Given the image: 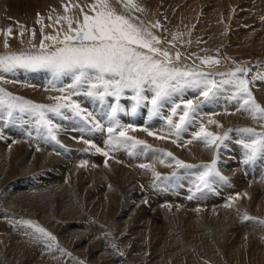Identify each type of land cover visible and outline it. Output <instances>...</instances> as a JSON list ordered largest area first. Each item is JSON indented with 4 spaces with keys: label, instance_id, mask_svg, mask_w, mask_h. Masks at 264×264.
I'll return each mask as SVG.
<instances>
[{
    "label": "bare ground",
    "instance_id": "6f19581e",
    "mask_svg": "<svg viewBox=\"0 0 264 264\" xmlns=\"http://www.w3.org/2000/svg\"><path fill=\"white\" fill-rule=\"evenodd\" d=\"M144 1L146 5L148 1L147 2L146 0ZM150 2H152L150 4L152 6L151 8L155 7L153 5L155 0L154 1L150 0ZM119 4L120 3L116 4V8L120 12L123 7L124 10L127 9V11L129 12L137 13V11L133 10L134 8L132 7L133 5H131L132 3L130 4L131 6H129V8H128V3L125 4L124 1L121 2V5ZM150 5L147 4L146 6L149 7ZM126 6L127 8H125ZM227 6H226L227 10H229L230 8ZM150 14L152 15V12ZM138 17L142 19L140 22H143L144 25L146 26L149 24L148 23L149 20H152V21L154 20L155 22V19L152 18L150 15L146 16V14L145 15L142 14ZM169 20L170 19H168L167 22H164L163 28L161 27L162 29L160 30L158 29L159 24L156 23L155 29L153 31H155L162 38H164L165 43L175 42L176 44L178 42H181L185 36V31L181 27L178 20L177 21L176 20L169 21ZM213 20L214 19L212 17H209L204 22V24L207 25L206 22L212 23ZM218 21H217V24H213L214 28H217L216 26L220 24L218 23ZM167 25H169V27H167ZM150 27L152 28V26ZM220 28H222L221 24H220L219 29ZM251 32L253 33L252 30ZM238 36L239 35H237V37ZM26 38L28 39L29 37H26ZM30 42L35 43L34 41L33 42L30 41ZM57 43H60V42L57 41ZM7 49L10 50V48H7ZM18 54L21 55V52ZM0 56L3 57L2 51L0 52ZM9 75L11 78H15V80L17 81L23 78V79L29 80L30 83H37V82L42 83L40 85L38 83L37 85H34L35 88H38L37 91H40L41 88L42 90L49 88L52 91L50 95H48L47 93L43 98L41 97L39 98L38 96L33 95L35 99L39 98L42 101H44L45 104L46 102L47 104L51 102L49 105H47V107H54L56 106V104L57 105L58 104L68 105L67 107H62L60 109L59 114L52 113V112L45 113L47 114L45 115V119L53 120L52 121L53 129H54L53 134L55 136V139H53L52 136L48 134L47 127L39 123V115L37 113H33L31 111L20 112L18 109H16V110H11L12 115L9 116L8 112L10 110L7 109L6 105L0 107V140H1L0 141V211H1L0 216L2 218L8 217L6 219L11 218V222H13V224H11L10 226L8 225L9 226L8 228L10 231L13 232V234L20 232L22 230H25L27 227L23 229L24 228L23 226L24 224L27 225L28 224L27 222L30 219L38 218V220L42 222L43 224L45 223V225L46 224L48 226L53 225L54 227L53 230L55 231L56 229L55 234H57L58 236H61L59 235L60 231L68 230L69 233H75L76 240H74V242L72 243H69L71 245H68V248H69L68 250L69 251L71 250L70 253L72 252L75 256L76 255L77 256L81 255L80 257L83 256L84 257L83 264H90L91 261L97 264L96 257H99L102 253L107 254V256L111 255L106 250L107 247H104V248L100 247L101 244L99 243L100 240L98 239V237L101 235L104 237V235H106L107 232H109L110 230L113 231V229L110 228L111 226L108 225L110 224V221H112L109 219L113 217V219H118L119 222H122V224L123 223L125 224V222H127L128 220H131L133 216L135 217L134 214H136L135 213L136 209H131V205L132 203L137 202L136 201L137 194H139V192H137V190L131 191V189L133 186H135L134 184L140 183L141 181V178L137 177L133 173L140 172L144 174L145 179L148 178L147 180H150V182L146 181L147 183L145 182V184H148L149 188H151V192L154 193V196H156L157 202L155 203L154 208L153 209L150 208V209L152 211L155 210V212L158 215L163 217L165 224L163 223L162 224L165 226H169V228L167 229L166 232H159L160 230H156V232L158 231L159 233L155 232V234H153L152 236L150 234H149L150 236L145 235V232H144L145 229L143 230V229L138 228L136 230H133V232L131 233V236L128 237V239L122 240V242L127 243L128 241L132 245L131 249L128 248L129 255L132 258L131 260L132 264H137V263L139 264L140 258L142 256L145 257L146 255H149L151 258V260L149 261L150 263L148 264H211V263L212 264H264V238L261 232V230L264 228V222L260 220H256L254 215L252 216L253 218L249 217L250 219L249 218L244 219L245 216L242 215L243 212H238L240 207H236L235 205L231 207L230 201H229L230 203L229 204L227 200L225 201L221 199L219 197L220 195L218 196V192L216 189L218 188L220 182L223 183V181L220 178H216L214 180V183L212 184L213 191H210L209 190L210 188L205 191L204 190L196 191V185L199 182L198 176L194 174L196 173V170L180 171L179 173L169 175L167 174V170L170 169V165L166 163H162L163 161L160 160L162 156L164 155L166 156V153L163 154V151L160 149L146 148V147H138L137 151L135 150L136 152L131 153L130 150L132 148L131 147V144L133 143L132 141L128 142V145H122L119 148H120V151L121 149L122 151H124V154L126 152V157L120 156V158L121 157L123 158L121 161H127L130 164L129 166L130 167L132 166V169H134L135 171H131V173H128L129 171L125 169L123 165H120V163H118L117 160L116 162L111 161V165L112 164L114 165L113 169L118 170L120 175L122 176L121 178H118L119 184L114 185L113 183H111L110 181L111 178H109L108 174L103 172L102 169L101 171L99 169L100 167L95 168L93 167L94 166L93 165L92 167H88L86 172L85 170H81L80 168L81 166H79V164L90 162V164L92 165V162L95 161L94 159L96 158V156L103 155V152H105V149L103 148V147H106L105 144H109V139H110L109 133L103 131L101 134H99L97 133L98 131L96 132V130L94 129L95 127L93 126H95L96 121H100L102 123L103 130H104L105 125H106V128L111 126L112 119H110L109 116H110L112 107L119 106L117 115L114 118L115 120L117 121L119 120V122L122 120L121 122L127 123L128 126L131 125V127H135L136 125L138 126V124L141 125L142 128L146 126L147 131H148L147 128H149L150 129L149 131L154 133V135L150 136L148 135L149 132H146V133L144 132L145 133L144 137L150 140V142L155 143L160 140H165V139L167 140L169 138V135L171 133L172 134L174 133L173 128L171 127V125H169L168 120H167V123H164L163 120H161L162 116L161 118L159 116L157 117L155 116L156 113L154 114L152 112L150 103L148 104V106L145 107V109L143 108L144 110L142 112L139 111L140 110L139 109V110H136L135 113H133L131 109L133 107L134 101L131 100V94L127 92L122 96V100L119 102H117L116 99L110 95L106 97V102H104L103 97L96 95V94H93V95L88 94L89 91H93L92 89H90L88 84H85L84 88L80 87L79 90H77V92H80V93L76 95L73 90L68 88L69 86L73 87V85H75L74 81L71 78H61L62 80L67 79V81L61 80L60 82L59 79L54 80L49 71L44 72L39 69V70H34V71L29 72L27 69L17 68L16 71H11ZM44 76H47L48 78H43ZM61 85H65V86H61ZM194 89L192 91H194ZM187 91H190V90H187V87H186L183 90V93L187 95ZM146 94L149 95V97H151V93H146ZM6 97L7 96H4L3 94H1L0 96V98H4V99ZM183 100L184 99H182V101ZM31 101H29L28 99V102H31ZM180 102L181 101L179 99L178 103L175 102V104L177 103L181 105ZM218 102L215 101V103H218ZM163 103L165 104V102ZM166 103H168L167 100H166ZM229 103L231 104V102ZM73 104H78L79 110L73 111V108L71 107V105ZM176 105L171 107V109H173ZM161 114L162 113H160V115ZM219 116L223 117L221 115H218V118L214 116V120L220 119ZM171 117L172 116L170 114L169 119L172 120L173 118ZM222 122L223 121H221V123ZM97 128L100 129L101 127H96V129ZM218 128H221V127H218ZM64 131L69 132L71 136L72 135L74 136L72 139L73 141H70V140L67 141L68 138L64 139L62 137L64 135L62 134V132ZM117 134L118 133L116 132L112 135L115 136ZM160 137H164V138L161 139ZM85 141H87V143ZM197 144L198 145L202 144V141H197ZM92 145H95L96 147L100 148L101 151L99 152L96 151V147H92ZM34 147H38L39 150H35ZM201 149L203 152H206V151L208 152L209 150L208 146H205V144L201 146ZM20 150H22V152H20V156H18L19 153L15 154L17 151L19 152ZM219 150L220 149H218V153H220ZM210 151L213 152L214 150L210 149ZM215 152L217 153V150ZM39 154L41 155V157H38ZM225 154H224V157H226L227 160H229L228 159L229 153H227L226 150H225ZM187 157L189 158V156ZM115 158L117 159V156ZM152 158L155 161H151ZM97 160L98 159H96V161ZM227 160H224V162H226ZM100 162L101 161H99V163ZM141 164L147 165V167H140ZM126 165L127 164H125V166ZM248 167H251L252 169L248 170L249 169ZM174 168L172 169L174 170ZM233 170L234 168L232 167L231 171ZM247 172L251 174L250 177H253L252 179L249 177L250 178V180L248 181L249 187L252 189L259 188L258 190H256L257 196H259L261 200L264 201V162L263 161L257 162L255 165H253V167L249 163L247 165ZM156 173L160 174L159 178H157V176L155 175ZM177 174L179 178H177L178 177ZM57 175L60 176V178H56ZM239 176L242 177L243 175L239 174ZM77 179L78 180L81 179L84 182H77ZM85 181L89 182V184L85 183ZM92 184L93 186L95 185L94 188L92 187ZM115 186H119L120 190H118ZM25 187H27V189H25ZM73 187H76L77 189L81 190L79 193L81 195L78 196V200L75 199L76 196H75V193H74L75 191ZM85 187H86V190H85ZM168 192H172L173 198L176 196L175 200L179 203V205L178 203L173 202L172 200H169L170 194ZM85 193H88L87 197L84 196ZM189 197H192V198H189ZM246 200L247 199H245V201ZM238 204H242V203H238ZM176 205L179 206V209L177 208L178 206ZM118 206L119 208H117ZM262 206L264 208V203L262 204ZM141 208H143L142 205H141ZM138 209H137V216H138L137 220H140L143 222H148L150 219L152 220V218L146 219L147 216L145 215L146 214L145 209H149V208L142 209L140 210L139 213H138ZM127 212L128 214L126 218L124 217V215H126ZM260 212L262 211L258 209V210H254L253 213L258 214ZM154 213L153 215L156 214ZM228 213L229 214L231 213L232 215H236V216L238 215L239 218L235 217V219H238V221H240L239 223L240 226L238 227L241 231L240 237L234 240L233 243L231 242L229 243L228 241L229 245H227L224 248V250L220 251L221 248H218L214 244L215 242L213 243L212 236H211L212 232H209V231H212L211 229L212 226H214V229H215L216 226H221V224L224 225V224H228L230 221L233 222L232 218L227 217ZM35 216L36 218H34ZM123 217L125 220L121 219ZM50 218H53L51 220L60 219L63 224L60 223L61 226L56 228V226H54L55 223L52 224V222L54 221H52L50 224ZM96 219L101 220V223H99V226H97L98 224L96 222ZM30 221H33V220H30ZM64 223H65V229L62 227ZM139 223L141 224V222ZM151 223H153V221ZM95 224L97 227L94 228ZM114 224L115 223H112V225ZM157 224L154 222L155 226H157ZM251 224H253L255 226L253 227L256 229L255 230L256 232L253 235H251L252 234ZM78 226H80V228H78ZM244 226L245 228H242ZM178 228L179 230H181L180 232H177ZM182 230L184 233L182 232ZM27 231L29 233H32L30 232L32 230L30 231L27 230ZM68 232L66 234H68ZM29 235L30 234H28V236H24L22 239L21 237H16L14 235L13 236L15 238L10 237L9 235L7 237V234L0 235V247H7L11 251L19 252V251H25L26 247L30 246L32 249H29V251L35 250L34 252H36L37 251L36 248L39 247V245L37 246L36 244H34V242L32 243V245H30L29 242L33 241L34 238ZM65 235L64 237H66ZM128 235L130 234L128 233ZM249 236L252 238L250 240H254L255 243L249 241L248 239ZM231 239L233 240V238ZM38 240H40V236ZM189 243H193L194 245H196L195 249L191 248ZM102 244L104 246V243ZM96 248H97L96 251L98 252V253H94L96 254V256L90 255L87 249L90 250V249H96ZM98 248H99V251H98ZM111 248H113V246ZM202 260H204V262H202ZM77 263H79V261H77ZM0 264H8V263L4 260H0ZM103 264H109V263L106 262ZM114 264H120V262L119 263L117 262ZM126 264L128 263L126 262Z\"/></svg>",
    "mask_w": 264,
    "mask_h": 264
},
{
    "label": "rangeland",
    "instance_id": "374dc122",
    "mask_svg": "<svg viewBox=\"0 0 264 264\" xmlns=\"http://www.w3.org/2000/svg\"><path fill=\"white\" fill-rule=\"evenodd\" d=\"M122 1H124L125 4L128 3V8L129 6L133 5L132 6L134 8L133 10L137 11V13L129 12L127 11V9L124 10L123 7H122L123 12L121 10L122 13L119 10H117L116 4L120 3L119 5H121ZM122 1L121 0L119 1L109 0L110 7L114 9L115 12L118 14H125L130 19H132L134 23L137 22V20L139 22L142 20L138 16L142 14L143 15L146 14V16L150 15L152 18L155 19V22L154 20L153 21L149 20L148 23L149 24L152 23V24L150 25L148 24L147 27L153 33L155 37L159 38V42L157 46L160 47L162 51L163 50L170 51L169 52L170 62L177 67L185 68L188 70H195L197 72H202L205 74H210V75H207V78L210 80H214L216 82L217 87L214 88L212 92H210L209 97L207 99L200 94L201 91L203 90V86H201L200 88H195V89L193 87H187V90H190V91H187V95H185L182 91V92L174 94L173 98H170L171 100L168 99L167 100L168 103H166V101H164L165 104L162 103L159 111L156 113L155 116L156 117L159 116L160 118L162 116L161 120H163L164 123H167V120H169L170 114L172 116L171 118H173L172 121L174 123H178L180 115H182L183 111L185 110L184 102H186L187 100H192L194 105L197 106L196 112L192 114L195 117L194 120L191 119V122L184 126V130L181 131L178 136L176 135L175 130L173 129L174 133L173 134L171 133L167 140L165 139V140H160L161 142L158 141V142L152 143L150 142V140L144 137V134L146 132H150L149 128H147L148 129L147 131L146 126L142 128V126L138 124V126L136 125L135 127H131L132 128L131 129L130 127H127L128 126L127 123L121 122L122 120L119 122L120 125L122 124V126L121 128L117 129V133L120 130H126L128 133V136L133 137L136 140L144 141L146 145L151 146L150 148L160 149L163 151V154L168 153V152L173 153L172 156H174V158L176 157L174 160L172 159V157H167V155L166 156L164 155L162 156L163 158L162 157L160 158V160L163 161L162 163H166L170 165V169L167 170V174L169 175L179 173L180 171L196 170V173L194 174H196V176L199 177V174L204 170L203 169L204 165H212L213 162H215L216 170L220 173V176L227 178V180L221 179L223 183L220 182L218 188H216L218 192V196L220 195L219 197L225 201L227 200L228 203L230 201L231 207H233V205H235L236 207H240L238 212H243L242 215L245 216L244 219H248L249 217L251 218L254 215L256 220H260L264 222V208L262 206L264 201H262L261 198L257 196L256 190L259 189L258 187H257L258 189L256 188L252 189L249 187L248 181L250 180V178L252 179L253 177H250L251 174L247 172V165L249 163L253 167V165H255L257 162H260V161L264 162V157H258L254 161L244 163L245 151H246V149L244 148V145L247 143H250L254 137L252 136L251 133L243 131L244 129H253L256 133H264V115L258 112L254 113V112L249 111V106L244 104V100L247 99V97L244 96L243 94H237V89L234 86L235 81L237 79L247 80L249 82L248 83L249 90L252 92V98H254L257 104H259L261 107H264V0H258V2L257 0H230V1L229 0H222V1L221 0H155L153 5L156 8L155 7L151 8L152 6L150 4L152 2H150V0H146V2L148 1L147 4L150 5L149 7L146 6L147 4L145 5L144 0L143 1L142 0H130V3L128 2L129 0H122ZM94 4L98 6V0H86V1L85 0H0V52L2 51V56L7 57V56H12V55H19L18 53L20 52L21 54L35 55V54H40L42 51L51 52L52 50H55L58 47H62L64 36L66 34H74V31L70 33L69 20H71L72 22L71 29L72 30L78 29L79 26L83 23L84 15L87 14L91 16L95 14V11L93 10ZM226 6L229 7L230 9L228 8L229 10H227ZM151 12H152V15L150 14ZM209 17H212L214 20L212 23L206 22L207 25H205L204 22ZM168 19H170L171 21L178 20L181 27L185 31V36L181 42H178L176 44L175 42L165 43L164 42L165 39L162 38L155 31H153L155 29L156 23L159 24L158 29L160 30L163 28L164 22H167ZM217 21L218 23L221 24L222 28L219 29L220 24L216 26L217 28L213 27V24H217ZM150 26H152V28ZM167 27H169V25H167ZM9 29H11V34H9ZM250 29L253 31V33L251 32ZM236 34L239 36L237 37ZM26 37H29V38L27 39ZM48 37H56L57 39L52 40V39H48ZM15 38L16 40L17 39L18 40L16 41ZM30 41L32 42L34 41L35 43H31ZM57 41L60 42L61 45L60 43H57ZM41 45L44 46L43 49L41 48ZM7 48H10V50ZM177 54H179L178 58H177ZM158 58L161 60L164 59L162 55ZM206 61H218V63H210ZM240 69H243L244 71L243 72L238 71ZM27 70L29 72L34 71L30 69H27ZM40 70L44 72H48V70L46 69H40ZM14 71H16V69ZM9 73L11 72H4L0 70V89H3L4 93L11 94L12 96L21 98L23 101H28V99L29 101L33 100L31 101V103L36 104V105H43L47 107V105L51 103L50 102L49 104H47L46 102L45 104L44 101L39 99L40 97L43 98L47 93L48 95L51 94L52 91L49 88H46L44 90H42L41 88L40 91H37L38 88H35L34 85H37L38 82L30 83L29 80H26L23 78L17 81L15 80V78H11ZM232 73H235V76L230 75ZM43 78H48V77L44 76ZM229 79L233 81L232 84L225 83V81ZM61 80L62 79H59L60 82ZM65 80L67 81V79H64L62 81H65ZM38 84L40 85L42 83H38ZM61 86H65V85H61ZM80 87L84 88L85 84L73 85V87L69 86L68 88L73 90L75 94L78 95L80 92H77V90H79ZM193 89L194 91H192ZM33 95H36L39 98L35 99ZM29 97L31 98V100ZM106 97L107 96L105 97L103 96L104 102H106ZM5 99H7V97ZM177 99L178 100L180 99L181 101L180 107L181 106L182 107L176 108L175 106L174 107L175 112H173L174 108L171 109V107H173L174 105L178 103ZM182 99L184 100L182 101ZM121 100H122V96L119 99V101ZM215 101L216 102L219 101V102L215 103ZM175 102L177 103L175 104ZM229 102H231V104ZM149 103L150 101L146 103L142 102L141 106L138 107L137 110L140 109L139 111L142 112L145 109V107L148 106ZM160 113L162 114L160 115ZM218 115H221L224 118L219 116L221 120L220 119L214 120V116L218 118ZM209 121H215L216 123L210 124ZM221 121H223L222 123L224 124H222ZM201 124L207 127L208 131L214 132L215 134L219 136H224L226 134L227 139H225L223 144L219 145V147L215 145L208 146L209 148L208 152L207 151L203 152L201 149V146H203L204 143L202 142V144L198 145L197 141L199 140L195 139V134L199 132V128ZM93 127H95L94 129L96 130V132L98 131L97 133L99 134H101L103 131L107 132L106 125L104 127V130H103V127H101L100 129L99 128L96 129V126H93ZM218 127H221V128H218ZM64 132H62V134H64L62 137L64 139L68 138L67 141L69 140L73 141L72 139L74 136L73 135L71 136L69 132H66V131ZM240 137L241 138L243 137V138L241 139ZM105 146L106 147H103V148L105 149V152H108L107 157L105 155H98L99 157L96 156V158L94 159L95 161L92 162V165L90 164V162H86V163L79 164V166H81L80 167L81 170H85V172L88 167H92L93 165H94L93 167L95 168L100 167L99 169L100 170L102 169L103 172L108 174L109 178H111L110 179L111 183L116 185V184H119L118 178H121L122 176L120 175L118 170L113 169L114 165L113 164L111 165V161L116 162L117 160V162L120 163V165H123L125 169L129 171L128 173H131V171H135V170L132 169V166L131 167L129 166L130 164L127 161H121L123 158L122 157L120 158V156L126 157V152L124 154V151H122L121 149L122 151L121 152L120 148H116L115 150V148L110 146V144H105ZM138 147H145V145H142V146L137 145L136 148H131L130 152L131 153L136 152ZM146 148H149V147H146ZM34 149L39 150L38 147H34ZM189 149L191 150V152ZM210 149H213L214 151L211 152ZM218 149H220L219 150L220 153H218ZM216 150H217V153L215 152ZM225 150L227 153H229L228 155L230 157V158L228 157L229 160H227V158L224 157ZM20 152H22V150H20L19 152L17 151L15 154L19 153L18 156H20ZM39 155L38 157H41V155L40 156ZM116 156H117V159L115 158ZM187 156H189V158ZM153 158L151 159V161H155L154 160L155 158L154 159ZM96 159H98L101 162L99 163L98 160L97 162ZM176 160L183 161L185 164L192 165L193 167L191 168L180 167L177 165ZM224 160H227V161L224 162ZM168 162L169 163L171 162V163L169 164ZM230 162L233 164H231ZM104 164L105 165L107 164L106 167ZM125 164L127 165L125 166ZM108 167H110L111 169ZM232 167L234 168L233 171H231ZM172 168H174V170ZM248 168H249L248 170L252 169L251 167H248ZM133 174L141 178L140 183L134 184L135 186H133L131 189V191L137 190V192H139V194H137V200L134 199L137 202L132 203L131 205V209H136V212H135L136 214H134L135 217L133 216V218L125 222V224L124 223L122 224V222H119L118 219H113V217L109 219L112 221H110L111 225L110 224L108 225L111 226L110 228H112L113 231L110 230L109 232H107L106 235H104V237L101 235L99 236L101 238L98 237V239L100 240L99 241V243L101 244L100 247H103V248L107 247L106 250L111 255H108L109 256L108 257L107 254L102 253L99 256L100 258L96 257L97 264H103L106 262L109 264H114L117 262L118 263L120 262V264H126L127 262L129 264L131 263L132 258L129 255L128 248L131 249L132 245L128 241L126 243V242H122V240L128 239V237L131 236V233L133 232V230H136L138 228L143 229V230L145 229L144 231L145 235L152 236L153 234H155L156 230H160L159 232H166L167 229L169 228V226L163 225L165 224L163 217L158 215L155 212V210L152 211L150 209V208L153 209L155 206V203L157 202L156 196H154V193L151 192V188H149L148 184H145L146 181L150 182V180H147L148 178L145 179L143 173L134 172ZM239 174L240 175L242 174L243 176L240 177ZM56 178H60V176L57 175ZM177 178H179V176ZM216 178H220V177L216 176V177H212L211 179L215 180ZM77 182H84V181L81 179L79 180L77 179ZM85 183L89 184V182L87 181H85ZM212 184L209 187L210 189L207 188L203 190L205 191L209 189L210 191H213ZM92 187L94 188L95 185L93 186L92 184ZM115 187L118 190H120L119 186H115ZM25 189H27V187H25ZM73 189L75 191L74 192L76 196L75 199L78 200V196L81 195L79 194L81 190L77 189L76 187H73ZM85 190H86V187H85ZM168 193L170 194L169 200H172L173 202L178 203L175 200L176 196L174 195L175 197L173 198L172 192H168ZM84 196L87 197L88 193H85ZM245 199L247 200L245 201ZM238 203H242V204H238ZM141 205L143 208H141ZM243 205L245 208L243 207ZM117 208H119V206ZM145 208H149V209H145ZM177 208L179 209V206ZM137 209H138V213L140 212V210L145 209L146 214L145 213L144 214L147 216L146 219L152 218V220L150 219L148 221L149 223L137 220L138 218ZM258 209H260L262 212L258 214H254L253 213L254 210H258ZM147 212H149L150 214ZM153 213L155 215H153ZM127 214L128 212L126 213V215H124V217L127 218ZM124 217L121 219H124ZM227 217L232 218L234 223L230 221L228 224H224V225L221 224V226H216L215 229H214V226H212L211 227L212 231H209V232H212L211 236H212L213 243L215 242L214 244L218 248H221L220 251L224 250V248L227 245H229L228 241L229 243L230 242L233 243L234 240L240 237L241 231L238 228L240 226L239 224L240 221H238V219H235V217L239 218L238 215L236 216V215H232L231 213L230 214L228 213ZM6 218L8 217L2 218L0 216V235L7 234V237L9 235L10 237H13V238H15L14 236H16V237H21L22 239L24 236H28V234H30L29 236H32L34 238L33 241L29 242L30 245H32V243L34 242V244H36L37 246L39 245V247L36 248L37 249L36 252H34L35 250L29 251V249H32L30 246H27L25 251H19V252L11 251L7 247H0V260H4L8 264H34V263L35 264H83L84 263L83 256L82 257H80L81 255L75 256L72 252L70 253L71 250L70 251L68 250L69 249L68 245H71L69 243H72L74 242V240H76L75 233H69L68 230L60 231L59 235L61 236H58L57 234H55L56 229L55 231L53 230L54 229L53 225H50V226H48L47 224L45 225V223L43 224L42 222H40L38 218H36L35 216L34 218L36 219H30V220H33L31 221L32 224L44 228L47 232H50L53 235L55 234L56 235V236L54 235L56 237L55 241H51L49 240L48 237H45L43 236V234L37 232L36 228H34L32 224H29V223L27 225L24 224L23 226L24 228L21 227L23 229L27 227L25 230H22L20 232L13 234V232L10 231L8 228L11 224H13V222H11V218H9L10 220ZM51 219L53 218H50V224L52 221H54L52 222V224L55 223L54 226H56V228L60 227L61 224H63L60 219L59 220L58 219L51 220ZM152 221L153 223H151ZM96 222L98 224L97 226H99V223H101V220L96 219ZM139 222H141V224ZM154 222L156 224L158 223L159 225L157 224V226H155ZM112 223H115L114 224L115 226L112 225ZM97 226L95 224L94 228ZM253 226L254 225L251 224V227H252L251 235H253L256 232L255 231L256 229L254 228L255 226L254 227ZM62 227L65 229V223ZM78 228H80V226H78ZM237 228L239 229V231ZM242 228H245V226ZM27 230L29 231L32 230L30 231L32 233H29ZM151 230H153L154 233ZM180 231L181 230H179L178 228L177 232H180ZM67 232L68 234H66ZM159 232L157 231L156 233H159ZM261 232L264 238V228L261 230ZM128 233L130 235H128ZM69 234L72 236H70ZM64 235L66 237H64ZM39 236H40V240H38ZM231 238H233V240ZM248 239L249 241L255 243L254 240H250L252 239L250 236ZM102 243H104V246ZM109 245L111 247L113 246V248H111ZM189 245L193 249H195L196 247V245H194L193 243H189ZM87 250L89 251L90 255H93V256H96V254L94 253H98L96 251L97 248L90 249V250L87 249ZM98 251H99V248H98ZM112 260L114 263L112 262ZM150 260L151 258L149 255H146L145 257L142 256L139 260V264L141 263L148 264L150 263L149 262ZM77 261H79V263H77ZM202 262H204V260H202ZM90 264H95V263L91 261Z\"/></svg>",
    "mask_w": 264,
    "mask_h": 264
},
{
    "label": "snow or ice",
    "instance_id": "6c2138e0",
    "mask_svg": "<svg viewBox=\"0 0 264 264\" xmlns=\"http://www.w3.org/2000/svg\"><path fill=\"white\" fill-rule=\"evenodd\" d=\"M130 2V0H129ZM127 8V6H126ZM94 15H84L83 23L78 29H71V20H69L70 33L66 34L63 40V46L56 48L51 52H41L40 54H21L7 57H0V70L11 72L17 68L22 69H46L51 73L54 80L61 78H71L75 85L88 84L90 89L89 95L113 96L117 101L126 92L131 94V100L134 101L131 111L136 112L142 102L151 104L152 112L157 113L162 103L174 96V94L182 92L185 87L200 88L203 86L201 95L206 99L210 92L217 87L214 80L207 78V75L195 70H188L177 67L170 62L169 51L163 50L157 46L159 38L142 22H133L128 16L118 14L110 7L109 0H98V6L93 5ZM11 34V29H9ZM48 39L56 40V37H48ZM43 45L41 48L43 49ZM163 56L161 60L158 57ZM179 54H177V58ZM210 63H218V61H206ZM243 72V69L238 70ZM235 76V73L230 74ZM225 83L232 84L231 79ZM248 81L245 79H237L235 88L237 94H243L247 97L244 104L249 106V111L264 115V107L257 104L252 98V92L249 90ZM146 93H151V97ZM0 94L7 96V99L0 98V107L5 106L10 111L8 115H12L11 110L18 109L20 112L31 111L39 115V123L48 129V134L55 139L53 134V124L50 119H45V112L59 114L62 107L67 104H58L54 107H45L43 105H35L21 98L4 93L0 89ZM73 111L79 110L78 104L71 105ZM180 104L176 105L179 108ZM197 106L192 100L184 102L183 114L179 117V122L174 123L168 120L169 125L175 130L176 135L184 130V126L194 119ZM119 106L112 107L109 118L112 119V125L107 128L110 135L109 144L114 148L122 145H128L133 141L132 148L137 145H145L142 140H136L128 136L126 130H120L117 135L112 134L121 128L119 121L114 118L117 115ZM175 112V108L173 109ZM209 123H216L209 121ZM96 127H103L100 121L95 122ZM131 127V125L127 126ZM254 137L250 143L244 145L245 163L256 160L258 157H264V133H256L253 129H244ZM152 136L154 133L149 132ZM163 139L164 137H160ZM195 139L202 141L205 146H217L223 144L227 139V135L219 136L214 132L208 131L201 124L199 132L195 134ZM87 143V141H85ZM191 142V141H189ZM92 147H96L92 145ZM145 147H151L145 145ZM96 151H101L96 147ZM108 156V152H103ZM168 157H172V153H166ZM175 159L174 157H172ZM177 165L183 168H191L192 165L185 164L183 161L176 160ZM140 167H147L141 164ZM203 171L199 174L196 191H202L210 187L214 180L212 177L219 176L222 180L226 177L220 176L216 170L215 162L212 165H204ZM157 178L159 173L155 174ZM192 198V197H189ZM27 223L32 224L31 221ZM36 231L48 237L49 240L55 241L56 237L47 232L44 228L32 224Z\"/></svg>",
    "mask_w": 264,
    "mask_h": 264
}]
</instances>
